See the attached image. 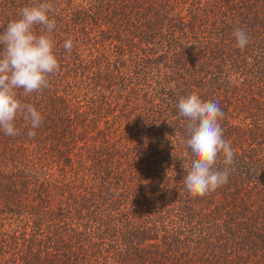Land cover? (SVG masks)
<instances>
[{
    "label": "trees",
    "instance_id": "trees-1",
    "mask_svg": "<svg viewBox=\"0 0 264 264\" xmlns=\"http://www.w3.org/2000/svg\"><path fill=\"white\" fill-rule=\"evenodd\" d=\"M43 2L56 26L34 31L60 70L17 90L36 136L22 116L0 131V264H264V0H0V32ZM193 93L219 102L234 151L195 198L178 110Z\"/></svg>",
    "mask_w": 264,
    "mask_h": 264
},
{
    "label": "clouds",
    "instance_id": "clouds-1",
    "mask_svg": "<svg viewBox=\"0 0 264 264\" xmlns=\"http://www.w3.org/2000/svg\"><path fill=\"white\" fill-rule=\"evenodd\" d=\"M54 11L47 2L23 7L19 9V19L10 21L0 32V131L6 136L21 134L15 126L18 116L30 122L29 138L36 136L34 129L42 124L41 113L33 105L23 103L17 90L22 89L25 95L39 92L48 87V77L60 70L52 39L34 31L36 26H42L51 33L56 25L49 13ZM233 35L236 46L243 50L250 37L239 28ZM63 47L70 53L73 41L66 40ZM178 110L187 121L184 144L190 149V167L183 183L190 196L204 197L228 182L229 166L234 163V151L223 138L219 123L224 113L219 102L202 101L195 93L181 97ZM221 156L223 170L216 167Z\"/></svg>",
    "mask_w": 264,
    "mask_h": 264
}]
</instances>
